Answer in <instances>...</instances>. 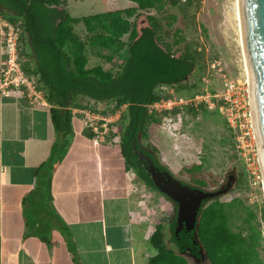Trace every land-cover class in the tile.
<instances>
[{
  "label": "trees",
  "instance_id": "1",
  "mask_svg": "<svg viewBox=\"0 0 264 264\" xmlns=\"http://www.w3.org/2000/svg\"><path fill=\"white\" fill-rule=\"evenodd\" d=\"M131 1L136 5L78 18L71 15L67 0H0V16L12 22L22 21L23 68L37 76L39 87L45 90L52 104L54 120L62 131H69L70 108L84 106L80 97L95 100L97 109L104 113L126 106L120 118V146L130 168L136 169L152 190L159 191L133 152L136 145L154 157L162 168L170 170L159 162L156 149L149 150L143 143L150 125L159 120V114L149 113L147 105L160 98L158 88L164 84L173 85L180 95H192L201 80L198 77L192 81V78L205 64L196 47L187 45L180 51L165 41L164 24L156 14H147L141 25L139 21L142 11L164 12L168 4L186 13L195 0H185L183 5L181 0ZM168 18L171 26V19L176 16L171 14ZM80 22L89 34L88 40H83L76 32L75 25ZM179 32L177 30L176 35ZM88 47L108 50L113 55L109 52L99 55L110 62L118 55L123 62L111 68L101 64L90 67ZM206 111L209 109L188 110L194 115ZM241 175L243 178L238 185H248L246 173ZM239 206L248 211L247 235L233 229L232 211ZM199 215L198 228L182 229L178 234L173 218L170 244H175L176 248L168 243L164 224H159L150 237L157 253L146 264H189L183 252L196 244L202 246L207 255V262L203 264H264L259 251L264 243V228L260 227L264 226L263 206L261 219L253 223L256 212L242 199L225 202L221 197H214L203 202Z\"/></svg>",
  "mask_w": 264,
  "mask_h": 264
},
{
  "label": "crops",
  "instance_id": "2",
  "mask_svg": "<svg viewBox=\"0 0 264 264\" xmlns=\"http://www.w3.org/2000/svg\"><path fill=\"white\" fill-rule=\"evenodd\" d=\"M103 51L94 49L88 66H112ZM2 59L0 42V74ZM69 122L64 132L52 107L0 97V264H146L157 248L141 215L132 216L139 207L127 189L128 158L119 145L96 143L81 118Z\"/></svg>",
  "mask_w": 264,
  "mask_h": 264
},
{
  "label": "rangeland",
  "instance_id": "3",
  "mask_svg": "<svg viewBox=\"0 0 264 264\" xmlns=\"http://www.w3.org/2000/svg\"><path fill=\"white\" fill-rule=\"evenodd\" d=\"M185 3V0H181L182 5ZM130 6L132 5L129 0H67L71 15L78 18ZM166 9L168 10L164 12H157L155 9L142 11L140 25L143 24L142 21L147 14H156L164 24L162 33L165 41L173 44L174 49L181 51L185 50L187 45H191L201 51L205 65L196 76H193L192 81L198 77L201 78L203 72L207 70L209 60L213 57H221L225 67L234 78L246 77L245 57L240 44L237 0H195V3L187 8L186 13L170 4L166 5ZM171 14H174L176 18L171 19L173 24L169 26L168 16ZM75 29L83 40H88L89 34L82 22L77 23ZM177 30H180L178 35H176ZM179 39L180 42L177 43ZM103 52L106 54L109 51ZM88 53L92 59L99 57L89 47ZM97 60L105 64L104 59ZM112 65L116 66L115 63ZM106 68H111V65L106 64ZM159 117L160 127L154 124L148 136L143 138V143L149 150L156 149L159 161L166 163L175 177L192 187L216 190L225 182L228 173H232L236 176L232 190L249 185H238L240 179L243 178L241 174L246 173L249 179L247 166L245 161L236 154L234 132L219 111L201 112L198 117L190 113L186 125L184 121L174 125L172 118L163 114H159ZM151 190L150 192L154 191ZM252 192L254 193L253 200L249 203L244 201V204L256 212V219L253 220L255 223L261 219L264 192L261 186H256ZM156 193L167 199L160 191ZM231 194L230 191L219 197L222 201L230 202ZM149 198L153 209H147L144 212L140 209L141 220L146 223V232L149 234L159 224H164L170 244L172 236L170 225L176 214L175 204L172 201H164V199L161 200L165 203L158 200L153 202L154 197L152 198L151 195ZM232 212L233 229L237 232L242 231L245 235L249 234V225L246 220L248 211L243 206H239ZM147 214H149L148 217ZM260 227L264 228L263 225ZM170 245L176 248L175 244ZM259 251L261 257H264V243L259 247ZM186 258L189 264H198L193 258L189 256Z\"/></svg>",
  "mask_w": 264,
  "mask_h": 264
},
{
  "label": "built area",
  "instance_id": "4",
  "mask_svg": "<svg viewBox=\"0 0 264 264\" xmlns=\"http://www.w3.org/2000/svg\"><path fill=\"white\" fill-rule=\"evenodd\" d=\"M23 37L22 21L12 22L0 16V42L3 56L0 97L25 98L31 108H51L52 104L45 90L39 87L37 76L30 75L23 68L24 57L20 54ZM109 53L113 55L112 52ZM112 62L119 64L123 59L114 55ZM157 93L160 98L147 105L149 113L167 114L165 116L172 118L174 125L182 123L191 108L217 110L223 115L227 125L234 132V149L239 158L245 161L249 178L247 187L231 190L230 201L239 198L249 203L253 200L252 189L256 186H261L264 192V175L254 130L250 82L247 74L246 77L234 78L225 67L222 58L213 57L201 76L198 90L192 95H180L175 87L169 84L159 86ZM125 107L124 105L114 112L104 113L97 109L93 100L91 103H85L84 106L70 109L72 116L81 118L84 128L96 143L120 146L121 127L118 121ZM127 189L131 196L138 197L139 208L132 213V216L138 214L140 216V209L143 212L153 209L150 206V187L144 181L141 182L134 168L128 171ZM154 231L155 228L149 232V235Z\"/></svg>",
  "mask_w": 264,
  "mask_h": 264
},
{
  "label": "water",
  "instance_id": "5",
  "mask_svg": "<svg viewBox=\"0 0 264 264\" xmlns=\"http://www.w3.org/2000/svg\"><path fill=\"white\" fill-rule=\"evenodd\" d=\"M243 26L244 47L251 69V110L254 130L259 146L260 164L264 175V0H238ZM142 166L157 189L176 204L175 233L199 227V211L206 199L222 196L233 189L235 180L216 190L192 187L172 174L160 170L142 149L133 147ZM185 256H190L183 252ZM199 254L207 258L201 246ZM197 257L196 255H193Z\"/></svg>",
  "mask_w": 264,
  "mask_h": 264
},
{
  "label": "flooded vegetation",
  "instance_id": "6",
  "mask_svg": "<svg viewBox=\"0 0 264 264\" xmlns=\"http://www.w3.org/2000/svg\"><path fill=\"white\" fill-rule=\"evenodd\" d=\"M143 150V149H142ZM144 151V150H143ZM145 152V151H144ZM151 159H153L154 160V164L160 169V170H168V169H166V168H162L161 166H160V164H158L156 161H155V159H154V157H152L148 152H145ZM139 161V160H138ZM140 163H141V165H142V162L143 161H139ZM143 167V166H142ZM144 168V167H143ZM170 171V170H169ZM171 172V171H170ZM173 174V173H172ZM235 180V182H236V176L234 175V174H232V173H228V175H227V178H226V180H225V182L224 183H222L221 185H220V187L221 186H223V185H227L228 183H229V181H232V180ZM234 182V183H235ZM175 221H176V214H175ZM173 217V218H174ZM200 245L199 244H196L194 247H188V250H186V251H184V252H186L187 254H189L190 256L189 257H191V258H193L198 264H203V263H205V262H207V258H202L201 257V255L199 254V249H200ZM205 252V251H204ZM193 255H196L197 257H194Z\"/></svg>",
  "mask_w": 264,
  "mask_h": 264
},
{
  "label": "bare ground",
  "instance_id": "7",
  "mask_svg": "<svg viewBox=\"0 0 264 264\" xmlns=\"http://www.w3.org/2000/svg\"><path fill=\"white\" fill-rule=\"evenodd\" d=\"M237 17H238L239 23H240V36H241L240 44H241V47L243 49V54L245 57V67H246L247 77H248L249 81L251 82V79H252L251 73L252 72H251L250 66L248 64L247 54H246L245 47H244L242 18H241V14H240V7H239L238 0H237Z\"/></svg>",
  "mask_w": 264,
  "mask_h": 264
}]
</instances>
